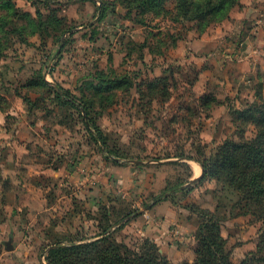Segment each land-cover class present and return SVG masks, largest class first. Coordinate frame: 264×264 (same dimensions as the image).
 <instances>
[{
  "label": "rangeland",
  "instance_id": "rangeland-1",
  "mask_svg": "<svg viewBox=\"0 0 264 264\" xmlns=\"http://www.w3.org/2000/svg\"><path fill=\"white\" fill-rule=\"evenodd\" d=\"M178 5L0 0V264H48L52 245L104 235L191 262L207 218L232 262L258 250L264 213L201 162L256 133L234 110L264 99V0L209 25Z\"/></svg>",
  "mask_w": 264,
  "mask_h": 264
},
{
  "label": "trees",
  "instance_id": "trees-1",
  "mask_svg": "<svg viewBox=\"0 0 264 264\" xmlns=\"http://www.w3.org/2000/svg\"><path fill=\"white\" fill-rule=\"evenodd\" d=\"M239 0H179V9L183 17L189 19H204L209 25L224 19L229 10L237 5ZM193 6H195L193 8ZM56 93L63 96L69 103L75 104V97L70 91L60 85ZM260 99L262 98L261 95ZM77 105V104H76ZM80 112L88 116L90 132L94 131L96 138L104 143L105 136L101 129L89 116L85 105L79 106ZM235 118L252 123L256 129L253 137L240 141L226 139L216 152L201 162L202 177L208 175L226 182L239 190L246 200L257 204L252 214L264 213V99L252 102L243 109L234 110ZM160 196L154 197V202ZM198 246L191 262L180 264H255L264 250V228L262 229L258 250L238 263L230 260V252L226 240L220 231V225L212 218L205 219L198 228ZM109 235L85 243H75L70 246L52 245L48 249V264H68L75 255L80 264H174L161 255L154 244L144 242V249L136 251L126 245L116 246ZM77 263V262H76Z\"/></svg>",
  "mask_w": 264,
  "mask_h": 264
},
{
  "label": "water",
  "instance_id": "water-1",
  "mask_svg": "<svg viewBox=\"0 0 264 264\" xmlns=\"http://www.w3.org/2000/svg\"><path fill=\"white\" fill-rule=\"evenodd\" d=\"M12 236H9V240L6 243V248L7 249H12V244H11Z\"/></svg>",
  "mask_w": 264,
  "mask_h": 264
}]
</instances>
